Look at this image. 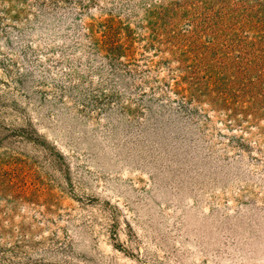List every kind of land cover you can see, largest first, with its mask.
Returning a JSON list of instances; mask_svg holds the SVG:
<instances>
[{"label":"rangeland","instance_id":"374dc122","mask_svg":"<svg viewBox=\"0 0 264 264\" xmlns=\"http://www.w3.org/2000/svg\"><path fill=\"white\" fill-rule=\"evenodd\" d=\"M0 264H264V0H0Z\"/></svg>","mask_w":264,"mask_h":264}]
</instances>
